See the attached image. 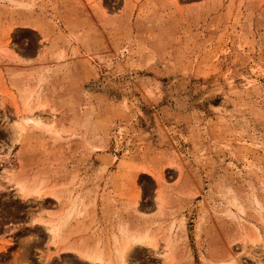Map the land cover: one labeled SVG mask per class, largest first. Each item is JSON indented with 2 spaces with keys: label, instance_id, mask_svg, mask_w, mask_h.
Masks as SVG:
<instances>
[{
  "label": "rangeland",
  "instance_id": "obj_1",
  "mask_svg": "<svg viewBox=\"0 0 264 264\" xmlns=\"http://www.w3.org/2000/svg\"><path fill=\"white\" fill-rule=\"evenodd\" d=\"M145 230L128 264H264V0H0V264Z\"/></svg>",
  "mask_w": 264,
  "mask_h": 264
},
{
  "label": "bare ground",
  "instance_id": "obj_2",
  "mask_svg": "<svg viewBox=\"0 0 264 264\" xmlns=\"http://www.w3.org/2000/svg\"><path fill=\"white\" fill-rule=\"evenodd\" d=\"M31 113L33 112L31 111ZM31 113L30 115L25 114V116H23L24 117L23 119L15 120L14 122L11 123V128L13 129L15 135H19L24 130L25 127L24 122L28 123L29 121H32L37 124L42 123L43 119L41 120V117L39 115L34 117L31 115ZM16 190L20 195L24 197H29V196L41 197L45 192V189L42 188L41 186L33 187L28 185V183L22 181L16 182ZM53 218L45 219L43 216H38L34 218L33 222L39 223L41 225L43 224L46 227V229L50 234V242L53 245H56L57 247V244L59 245L57 240L60 238L61 236L60 231L62 232V230L60 223H58L57 221L58 219L54 220ZM155 238L151 236L147 230H145V231H139L132 234H128L126 236V239L123 241H119L118 239H116V242H114V245L116 244L115 245L116 248L114 252L115 254L113 255L112 258L106 257L102 249L91 247L88 245L85 248L82 247V249L73 247L72 245L71 246L67 245L65 249L66 250L72 249L79 255V257L90 262L91 264H128L129 253L135 246H147L154 249V251L157 252L159 255H162L165 262H168L169 250H170L168 245L165 244L166 248L160 251L158 249V242ZM61 249L64 250L63 247H61Z\"/></svg>",
  "mask_w": 264,
  "mask_h": 264
}]
</instances>
